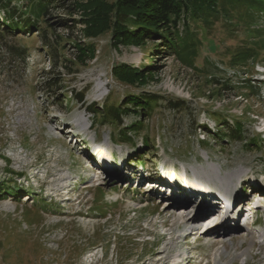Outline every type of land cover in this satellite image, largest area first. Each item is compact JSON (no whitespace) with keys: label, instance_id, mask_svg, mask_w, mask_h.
I'll list each match as a JSON object with an SVG mask.
<instances>
[{"label":"rangeland","instance_id":"obj_1","mask_svg":"<svg viewBox=\"0 0 264 264\" xmlns=\"http://www.w3.org/2000/svg\"><path fill=\"white\" fill-rule=\"evenodd\" d=\"M3 1L21 9L28 0ZM215 7L206 20L198 15L178 22V44L187 51L180 56L162 54L165 48L154 46L159 39L115 49L110 33L84 40L81 26L70 33L54 25V43L62 42L60 64L52 72L36 29L0 40V264H173L177 253H183L184 264H264L263 207L251 231H241L239 224L223 237L199 229L184 241L178 237L188 205L179 211L166 201L160 204L143 184L144 168L158 170L160 180L163 168L176 186L183 171L195 173L188 180L192 184L199 177L202 182L210 165L218 173L220 166L223 176L234 175L228 190L213 186L211 191L231 193L232 183L244 180L254 185L246 186L251 191L264 189V84L258 83L264 80V50L245 67L232 68V56L249 38L233 1L216 0ZM239 10L250 15L251 24L264 26V13L244 5ZM57 15L63 16L52 12L50 23ZM74 42L95 47L86 66L74 59ZM123 63L156 69L144 86H128L111 75L112 67ZM50 77H59L56 93L46 89ZM97 84H102L99 91ZM81 92L84 104L75 97ZM128 94L156 101L146 116H123L124 126L139 120L142 126L130 134L131 141L121 142L114 126L101 125L84 109L105 100L117 104ZM236 122L243 129L241 141L225 134ZM143 137L152 160H136L145 152ZM104 161H119V170H106ZM141 170L131 182L122 175ZM67 183V190L58 193ZM250 190L237 197L249 199ZM184 194L175 200L183 201ZM191 204L196 213L203 206L201 200Z\"/></svg>","mask_w":264,"mask_h":264},{"label":"trees","instance_id":"obj_2","mask_svg":"<svg viewBox=\"0 0 264 264\" xmlns=\"http://www.w3.org/2000/svg\"><path fill=\"white\" fill-rule=\"evenodd\" d=\"M227 1L235 3L234 10L237 12L241 29L249 38L248 43L239 47L230 60L231 67L239 69L245 67L247 63H251L253 59L255 60L258 50H264V26L260 23L251 24L250 15H242L239 9L244 5L253 7L263 14L264 0ZM9 3L10 1L0 0V12L4 16V19L0 21V40L6 37L16 38L19 35L28 36L36 29L35 36L40 39L43 53L49 57V69H52V72H55V68L60 64L57 48L62 42L54 43L52 38L54 25L70 33L79 25L82 27L79 29L80 35L84 40L96 39L105 33H110L111 47L115 49L119 45L124 47L145 46L149 41L159 39L160 43L154 46L157 47L156 49L164 47L162 54L180 56L186 54L187 51H184V48L178 44V22L181 19L183 22L186 21L188 16L197 20L199 19L198 15L206 20V13L214 12L216 8V0H28L21 9L13 8ZM54 11L63 14V16L57 15L55 21L50 23V19H53L50 16ZM224 11L230 13L227 10ZM74 15H78L79 19H75ZM73 48L76 50L74 59L81 66H86L87 60H92L95 57L96 50L92 43L74 42ZM16 51L18 53L16 55L21 59L23 51L20 49H16ZM155 69L154 65L134 67L123 63L114 65L111 75L121 84L144 86L150 75H153L152 70ZM212 76L213 74L209 78H213ZM58 78L50 77L47 81L46 89L51 90L50 93H56V90L61 89ZM212 81L214 82V79ZM83 94V92L75 94L77 100L82 104H84ZM61 100L63 101V99ZM154 100L155 97L151 95L128 94L117 104L109 103L108 100L102 104L91 103L85 107V111L101 125L111 124L114 126L117 129L116 137L121 142H128L131 141L130 134L140 130L142 123L139 120L129 126H124L123 116L130 113L146 116L145 112L151 110ZM179 104L177 101L173 105L176 107ZM226 124L223 122V125ZM227 128L228 132L225 134L231 138H228L229 140H242L243 129L239 123L236 122ZM225 136H221L220 139H225ZM141 142L142 151L145 152L141 153L137 160L143 156L152 160L147 156L149 154L147 152L150 150L148 140L143 137ZM253 142L254 140H251L250 144L252 145Z\"/></svg>","mask_w":264,"mask_h":264},{"label":"bare ground","instance_id":"obj_3","mask_svg":"<svg viewBox=\"0 0 264 264\" xmlns=\"http://www.w3.org/2000/svg\"><path fill=\"white\" fill-rule=\"evenodd\" d=\"M97 90H101L102 89V84H97ZM119 162V161H118ZM117 161H115V163L110 164L106 161H104L103 165L101 164V166L105 167L106 170H119V167H116V164H118ZM108 164H110L109 166H107ZM121 166V165H120ZM207 173L208 176L207 178L203 176L202 182L199 181L198 178V183L193 180L192 182L194 184H192L190 181H188L189 179H195L196 177L193 174H187L186 172H182L179 176V185L174 186V181L173 178L171 176H168L167 171H165L163 168H159V172L161 174V180H160V184L162 186L161 189V193L166 196L167 198H169L172 202H178L179 204H183V203H193L196 200H201L203 202V206H201L200 210L202 212H205V209L208 211V208L213 207L214 208V212L213 216H215L214 214H216L217 219L214 218L213 220L216 219V221L214 223H207L208 221H205L203 224L198 225V230H203L202 233H208L209 230H213V232H216L215 234H218L220 236L226 237L229 236V231L230 229H239L240 227V221L238 220V214L239 212L243 211L245 208H250V206H254L251 200V196L250 194L248 196H250L249 199H245V198H238L237 196H239L242 193V190H240V185L239 183L241 182H233L232 186H231V190L234 188V191H230L226 192V191H221L220 189L216 191H211L213 186H219L221 189H223V187H226V189L228 190L229 185L231 184V179H233L234 175L233 174H226V175H221L220 173H218V171H216L212 166L207 165ZM99 170H97V174ZM123 172V171H122ZM240 174V173H239ZM124 176H126V178H130L132 175H127L122 174ZM232 175V176H229ZM125 179V180H128ZM186 179V180H185ZM188 181V187L186 186L187 184L183 183L181 181ZM184 181V182H185ZM255 182L254 180H250V182ZM236 184V185H234ZM243 183L241 182V185ZM250 184V183H249ZM237 186V187H236ZM249 186V185H248ZM174 187V188H173ZM65 187L63 188L60 187V189L57 190L58 193H63ZM183 189V191H182ZM248 189L250 190L251 187ZM247 189V190H248ZM253 189V188H252ZM240 191V192H239ZM251 191V190H250ZM185 192L187 193V196L185 198H183V201H176L175 199H177L176 197L182 195V193ZM252 192V191H251ZM250 192V193H251ZM204 195V196H203ZM244 195V194H243ZM209 197H211V199H208ZM237 197V202L235 201ZM215 198V199H213ZM174 199V200H173ZM176 203V204H178ZM186 211V209H184ZM190 210V209H188ZM199 212L197 213H193V214H186L183 217H187V219H185L186 221L183 222L188 223L190 222V220L192 218L197 217ZM204 213H202L201 218H204L205 215H203ZM202 219H200L199 221H201ZM237 224V225H236ZM216 226H219V230L218 229H214ZM230 228V229H229ZM250 226L247 225L246 229H249ZM216 230V231H214ZM220 233V234H219ZM237 233V232H236ZM194 234V231L190 234V236ZM197 234V233H196ZM180 238V236L178 237ZM187 238H184V241H186ZM264 241H262L263 243ZM251 246H253V241L251 242ZM250 246V247H251ZM185 260V258H182ZM174 261V260H173Z\"/></svg>","mask_w":264,"mask_h":264}]
</instances>
